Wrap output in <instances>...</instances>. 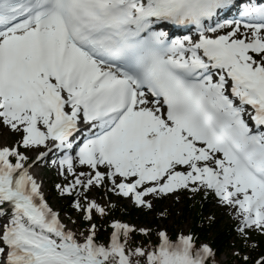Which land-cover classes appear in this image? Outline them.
<instances>
[{
    "label": "snow or ice",
    "instance_id": "snow-or-ice-1",
    "mask_svg": "<svg viewBox=\"0 0 264 264\" xmlns=\"http://www.w3.org/2000/svg\"><path fill=\"white\" fill-rule=\"evenodd\" d=\"M233 10L240 19L220 22ZM165 25L197 36L173 38ZM0 126L19 136L0 147V264H218L192 234L161 230L133 247L137 229L117 221L97 242L94 217L106 211L88 194L100 188L148 210L149 197L211 195L254 250L252 234L264 237V0H0ZM53 152L65 181L55 187L86 232L61 220L31 171ZM233 255L264 264V253Z\"/></svg>",
    "mask_w": 264,
    "mask_h": 264
},
{
    "label": "trees",
    "instance_id": "trees-1",
    "mask_svg": "<svg viewBox=\"0 0 264 264\" xmlns=\"http://www.w3.org/2000/svg\"><path fill=\"white\" fill-rule=\"evenodd\" d=\"M56 181L55 178L53 181H50L51 193L62 203L63 208L68 213V219L69 217L72 219V216L77 214L75 218L77 223L75 226H77L82 233L86 232L88 226L82 220V216L70 207L72 198L67 196L65 198L60 197L57 189H55ZM97 190L100 194L103 191L102 188ZM176 196L179 198V203L181 204V208L179 207L180 215L174 212V209H176L175 205H178L177 203L169 206L166 210H162L163 205L167 201V197L153 199V211L147 213L136 206L130 207L122 199H118L116 203L111 202L108 206V212L107 209H105L106 215L104 217H100L99 215L94 217V223L97 227V242L106 243L108 241L107 232L109 231V227L107 226V220L109 216L112 215L114 217L119 216L125 220L131 219L137 223L148 224L150 226V235H142L137 230L132 234L130 243L133 247L141 246L149 248L157 241V228L160 221L158 214L163 213L164 223L168 226V234L172 239L176 235L175 226H177L179 222L187 223L189 224L190 233L197 238V243L199 244L201 241L208 242L217 253L216 257H221L225 254L228 255L233 251H237L240 252L241 255H248L251 262L261 253H264V237L252 234L251 242L256 243L258 247L254 250L251 248H244L237 239L234 223H226L222 216L211 214L210 208L213 205V198L211 195L205 199L202 193L193 197L191 193L181 191L178 192ZM110 199H112V197ZM108 213L110 214L109 216ZM226 264H241V261L232 254Z\"/></svg>",
    "mask_w": 264,
    "mask_h": 264
},
{
    "label": "rangeland",
    "instance_id": "rangeland-1",
    "mask_svg": "<svg viewBox=\"0 0 264 264\" xmlns=\"http://www.w3.org/2000/svg\"><path fill=\"white\" fill-rule=\"evenodd\" d=\"M19 139V136L16 133L11 132L9 129H7L6 127L0 126V147L2 146H14L15 142ZM53 153H51L49 155V158L42 163L38 168H33L31 171L33 173V175L37 178L38 183L41 184L42 186V192L45 195L46 201L48 202V204L56 211H58L60 213V217L61 220L68 225L69 228H71L73 231H76L78 233H82L77 226H75V224L70 223L69 220L66 219L67 217V212L65 211V209L63 208V205L60 201H58L56 199V197L54 195L51 194V191L49 189L50 186V179L53 178L54 174L52 173L53 171H55L56 176L58 178H62L61 175H59V169L58 167L55 165V157L52 156ZM112 192H105L102 193V195L100 193H98L96 190L91 191L88 196L89 199H95V201L102 207H106L109 203V201H114L115 199L111 197H113ZM115 195V194H114ZM127 201H125L127 203V205L132 206L133 203L125 198ZM148 199L152 200L151 197H149ZM153 201V200H152ZM72 202V200H71ZM175 203H177L178 205H175L176 209H174V212H176L178 215H180V209L181 208V204L179 203V199H177L175 197V194L173 196H170L167 198L166 203L163 205L162 210H166L168 209L169 206L174 205ZM153 204V202H152ZM171 208V207H170ZM211 209V214H215L216 216H222L224 221L226 223H234L235 221L232 218V216L229 214L228 211H226L225 209L219 207L216 203V200L213 202ZM155 210V209H154ZM76 214L74 216H72V219L75 220L76 218ZM160 216V221H159V225L157 230L161 231H166L168 233V226L164 223V215L162 213L159 214ZM109 223L108 225L110 226L113 222H121V223H126L129 226H135L138 229H148L150 228V226L148 224H144V223H137L134 222L131 219H122L119 216H109ZM175 231L176 234H180V233H186L189 234V224L187 223H181L179 222V224L177 226H175ZM177 237V236H176ZM80 239H82V237H80ZM206 242H203V244ZM234 252H231L228 255H222L221 257H216V260L218 262V264H226L229 257L233 254Z\"/></svg>",
    "mask_w": 264,
    "mask_h": 264
}]
</instances>
